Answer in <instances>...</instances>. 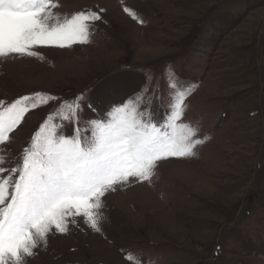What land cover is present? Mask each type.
I'll return each mask as SVG.
<instances>
[{
    "label": "rangeland",
    "instance_id": "obj_1",
    "mask_svg": "<svg viewBox=\"0 0 264 264\" xmlns=\"http://www.w3.org/2000/svg\"><path fill=\"white\" fill-rule=\"evenodd\" d=\"M58 3L61 16L104 9L90 43L0 61V100L35 92L121 99L141 89L151 100L153 91L166 96L162 73L172 66L194 88L185 122L206 139L194 157L159 162L151 184L107 193L100 232L80 220L51 233L27 264H129L122 250L137 249L146 264H264V0ZM54 108L26 115L7 166ZM153 108L162 121L166 107Z\"/></svg>",
    "mask_w": 264,
    "mask_h": 264
},
{
    "label": "snow or ice",
    "instance_id": "obj_2",
    "mask_svg": "<svg viewBox=\"0 0 264 264\" xmlns=\"http://www.w3.org/2000/svg\"><path fill=\"white\" fill-rule=\"evenodd\" d=\"M59 7L58 0H0V61L41 58L40 48L90 43L104 9L61 16L54 11ZM124 12L144 23L131 9ZM162 77L167 94L153 91L151 100L143 89L121 99L91 100L81 93L60 100L35 92L11 103L0 100V264H27L51 233L67 234L80 220L100 232L107 193L151 184L161 161L196 156L206 138L184 119L194 88L172 66ZM156 101L167 109L162 121L154 114ZM53 104L19 163L7 166V145L26 115ZM122 251L129 264H146L143 250Z\"/></svg>",
    "mask_w": 264,
    "mask_h": 264
}]
</instances>
